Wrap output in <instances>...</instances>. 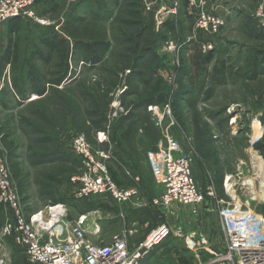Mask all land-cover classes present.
Wrapping results in <instances>:
<instances>
[{
	"label": "rangeland",
	"instance_id": "rangeland-1",
	"mask_svg": "<svg viewBox=\"0 0 264 264\" xmlns=\"http://www.w3.org/2000/svg\"><path fill=\"white\" fill-rule=\"evenodd\" d=\"M79 1L81 0H36L32 6L34 18L23 15L24 17H17L13 22L0 23V69L9 31L12 42L17 44L12 62L0 71V98L6 92L9 103L6 108L0 104V126H4L12 118L14 135L10 139L18 147L17 152L25 171L31 174L28 190L30 208L34 211L43 208L51 201V197H55L58 202L66 204L69 219H75L81 213H89L90 223L97 219L101 225L99 235L105 237L122 229L123 221L119 216L122 207L114 206L116 213L108 214L97 208L104 201V196L76 198L74 187L69 182L70 173L60 175L56 163L43 161L39 165H32L29 161V158L35 159L45 150L39 141L43 135L52 140L50 150L64 149L70 152L72 139L84 133L79 129L74 112L62 104L68 101L73 104L75 96L71 97V92L68 91L77 92L79 87L88 89L102 73L99 68L101 63L90 66L84 61V52L71 50L74 41L63 30L68 17L81 13L80 8L76 10L80 6ZM93 1L95 4H88L89 10L103 17L99 24L107 29L111 51L119 50L118 43L141 32L142 27H148L152 19L153 41L150 46L158 61L156 78L162 79L168 97L167 103L162 106L148 105L145 111L138 109L136 114H131L130 109L121 107L118 102L119 95L127 90L125 77L129 71L125 70L121 74L123 79L120 85L113 93L112 110L105 114L103 121L101 118V126L106 129L103 144L110 149L102 148L99 142L95 143L96 138L90 139L95 144L90 142L86 136L90 151L96 156L107 150L120 153L138 171L142 180L138 181L137 186L150 193L149 164L153 169L152 175L157 178L158 160L164 154H190L193 179L199 191L204 194V201L195 207L196 212L191 205L172 203L169 207H155V212L144 216V220L148 221L145 234L161 224H166L171 229V234L149 251L140 264H204L212 258L210 251L221 249L224 242L218 208L226 206L235 211L252 209L259 213V207L264 201V158L253 147L254 142L264 137V124L259 121L264 113V104L260 103L259 98L253 102L244 92L242 84L239 81L232 82L231 79L218 86L214 96L208 101H204L199 92L203 83L208 85L207 74L219 57L242 65L251 52L264 68L261 56V51L264 52V40L258 37V34L264 35V23L260 22L262 18L256 16L264 15V0H209V12L220 16L224 22L212 34L196 29V14L194 10L187 8V3L183 0H155L151 3L141 0L142 26L128 28L119 23V9L110 4L112 0ZM227 12L228 17L225 16L224 19V13ZM85 17L91 19L89 14ZM39 21H45L46 24ZM58 35L68 39L70 52L67 57V76L57 93L47 91L38 95L34 90L45 84L42 56L46 55L47 47L43 44L42 36ZM168 41L173 42V49L168 48ZM206 41L211 43L212 48L203 51ZM210 53L212 56L209 59ZM107 54L102 59L107 58ZM57 62L58 59L54 56L51 64ZM51 71L56 70L52 68ZM179 78L186 88V93L178 101L177 111L183 126L176 120L171 106ZM13 81L21 88L22 93L16 92V95L13 92ZM134 85L140 93L146 94L144 85L137 80ZM135 98L131 96L129 99ZM81 104L82 118L89 124L93 120H99L98 116L92 114L94 106L90 100H84ZM57 113L60 119L51 128L45 126L44 120ZM136 117L141 120L133 150L130 144L131 124ZM227 125L230 127L226 128ZM206 130L210 144L201 152V135ZM96 133L99 132H95L94 136ZM0 157L7 163L6 152L1 145ZM129 168L130 171L132 168ZM217 169L221 170L222 175L220 185L217 184L215 174ZM45 175L55 177L60 183L48 181L44 178ZM12 182L16 185L15 181ZM210 190L213 195H207ZM23 206L28 213L25 204ZM11 218V211L0 203V223ZM201 234L205 235L208 243L201 244ZM89 238L95 241L90 235ZM2 246L0 250L10 252L8 264H31L21 247L7 241Z\"/></svg>",
	"mask_w": 264,
	"mask_h": 264
},
{
	"label": "built area",
	"instance_id": "built-area-1",
	"mask_svg": "<svg viewBox=\"0 0 264 264\" xmlns=\"http://www.w3.org/2000/svg\"><path fill=\"white\" fill-rule=\"evenodd\" d=\"M185 1L187 8L196 14L197 30L212 34L224 24L220 16L209 12V0ZM35 2L0 0V23L17 17L34 18L32 6ZM256 16L262 18L260 22L264 23L263 14ZM39 22L46 24L45 21ZM168 42V48L173 49V42ZM211 46L206 41L202 49L207 51ZM97 137L103 143L105 132H99ZM87 141L84 133L78 134L69 146L70 152L82 164L78 172L69 176L75 197L99 195L109 197L116 204L130 201L137 190L134 187H120L113 181L105 161L111 156L109 150L96 156L91 153ZM191 165L190 154L170 153L163 162L162 191L150 199L149 206L169 207L172 203H182L193 206L196 212L195 207L204 201V194L195 184ZM207 195H213V191L210 190ZM0 203L12 213L9 221L0 223V247L7 239H12L15 245L22 248L31 264H140L149 251L171 234V229L161 224L130 248V229H122L104 241L99 235L101 229L97 219L90 223L89 213L69 219L68 208L63 202H49L43 208L27 213L11 180L7 163L1 157ZM218 217L224 242L221 249L210 251L212 258L204 264H264V215L252 209L235 211L222 206L218 208ZM206 243L208 240L201 234V244ZM9 258L7 252L0 251V264H8Z\"/></svg>",
	"mask_w": 264,
	"mask_h": 264
},
{
	"label": "trees",
	"instance_id": "trees-1",
	"mask_svg": "<svg viewBox=\"0 0 264 264\" xmlns=\"http://www.w3.org/2000/svg\"><path fill=\"white\" fill-rule=\"evenodd\" d=\"M143 1L145 3H151L155 0ZM111 2L119 9L120 15L118 21L122 26L126 28L142 26L141 0H112ZM89 15L91 16V19H87L85 16L68 17L63 25V30L66 36L74 41L71 50L73 52L76 50L84 52V61L86 64L89 63L90 66L96 64V66H98L101 63L99 68L102 73L97 80L91 83L88 89H82L79 87L77 92H73V90L68 91L71 92L69 93L72 95L71 97L74 98L75 96L73 104L70 101L62 104L66 105L69 110L74 112L79 129L84 132L85 136H87L89 140L96 138V142L92 140H90V142H99L103 148L104 144L98 140V133H96L95 136L94 133L106 130L105 126H101V118L103 121L105 114L112 110L111 103L114 98L113 93L120 85L123 79L121 74L124 73L125 70L129 71L125 77L127 90L119 95L118 102L121 107L130 109L131 114H136L135 112L138 109L145 111V108L148 105L162 106L166 104L168 95L166 89L163 87L162 79L156 78L158 61L155 52L150 46L153 41L152 19L150 20L148 27H142L141 32L128 36L118 43L120 44L119 50L111 51V43L108 39L107 29L99 24V20L103 19V17L95 11L89 12ZM10 33L11 32L9 31L7 48H5L2 57L3 65L0 69L1 72L4 69V66L10 64L12 62V57L16 55L15 51L17 44L12 42ZM258 37L264 40V35L258 34ZM42 38L43 44L47 47L46 55L42 56L44 57L45 64V84L40 88L35 89L34 92L38 95L44 94L47 91L55 94L58 92L59 86L63 84V81L67 76V57L70 52L67 46L68 39L67 37H61L59 35L50 37L42 36ZM105 53H108L107 55L109 58L106 56L107 58L102 59ZM54 56L58 59V62L52 65L51 60ZM211 56L212 53H210L209 59ZM261 56L264 63L263 51H261ZM52 68L56 71H51ZM230 79L232 82L239 81L243 86L244 92L248 97H251L253 102H256L257 98H259L260 103L264 104V68L263 65L253 57L251 52H249L246 59H244L242 65L230 63L225 58L219 57L216 59V63L207 74L206 80L209 81L208 85L203 83V86L199 91L203 96L204 101L210 100L214 96L216 88L224 85L227 80ZM136 80L145 86V95L140 93L138 88L134 85ZM11 85H13V92H15L16 95V92L22 93L21 88L16 82L13 81ZM184 92L186 93V88L181 83V78H179L178 89L174 93L171 106L176 115V120L181 126H183V122L177 111L179 109L178 101L184 95ZM5 94L6 92H4V96L0 98V104L6 108L9 103ZM131 96H135L136 98L131 100L129 99ZM87 99L90 100L91 104L94 106L92 114L99 117L98 121L93 120L90 124L86 119L80 116L81 103ZM60 109L62 110V107H60ZM59 119L60 115L58 113L51 114L46 121L44 120L45 126L51 128ZM125 119L126 117L124 116L123 120ZM140 120L141 118L136 117L135 120L132 121V135L130 137L131 145L135 141V134L140 127ZM12 121V118H10L5 122L4 126H0V145L6 152L9 172L11 174V179L16 182L20 202L22 205L25 204V209L29 210L28 213H30L34 211L30 208V195L28 193L31 183V174L30 172L25 171L23 162L20 159V154L17 152L18 147L14 144L13 140L10 139L14 135V125L11 126ZM259 121L264 124V113L259 117ZM39 132L42 133L43 131L40 130ZM201 138L203 142L201 145L202 152L210 144L207 130L201 135ZM39 141L42 142L41 146L45 150L39 157L35 159L29 158L32 165H39L43 161L54 162L57 165L60 175L63 173H76L81 169V161L73 153L67 152L64 149L50 150L49 145L52 140L49 136L43 135ZM253 147L258 150L260 155L264 158V137L254 142ZM106 165L113 181L120 187H127L124 186L127 184V181L122 179L124 177L123 175H125L124 170L126 162L121 158L120 154L118 152H112L111 156L106 160ZM217 173H220L219 169L217 170ZM44 178L57 184L60 183V180L55 179V177L51 175H45ZM221 183L222 176L220 175L217 179V184L220 185ZM50 200L52 203L58 202V199L55 197H51ZM103 200L102 203L100 202L99 205H97V208L116 213V208L110 204V202L113 201L109 197H105ZM150 211L153 212L151 209ZM259 213L264 215V201L259 207Z\"/></svg>",
	"mask_w": 264,
	"mask_h": 264
},
{
	"label": "crops",
	"instance_id": "crops-1",
	"mask_svg": "<svg viewBox=\"0 0 264 264\" xmlns=\"http://www.w3.org/2000/svg\"><path fill=\"white\" fill-rule=\"evenodd\" d=\"M94 2L95 1H93V0H81V1H79L78 3H80V6L76 7V10H77V8L78 9L80 8L81 13L80 14L79 13H75V15H73V16H86V14H89V12L91 11V10H89L90 6L88 4H93ZM110 4H112L111 1H110ZM84 5H86V6H84ZM217 5H218V3H217ZM76 10H75V12H76ZM228 14H229V12L224 13V17L223 18L225 19V16L227 18ZM14 20L6 21V23L13 22ZM72 44H73V42H72ZM228 127H230V125H227L226 128H228ZM135 136H136V134H135ZM107 146L108 145L104 144L105 148H107V149L109 148L110 149V147H107ZM132 148H133V150L135 149V141L132 144ZM109 152H110V154H112L113 151L109 150ZM120 156H121V154H120ZM167 156L168 155L164 154V156L161 157L158 160V164H157V166H158V168H157L158 169V177L157 178L152 175L153 169H151V164H149L150 176H151V178H150L151 185H149V190H151V193L147 192L148 191L147 189H146L147 190L146 191V190H143V188H140L139 186H137L139 184L138 181L142 180L140 178L139 174H138V171L134 169L135 167L133 168V166H131L129 164V161H126L121 156V158L126 162V167H125V170H124L125 171L124 172L125 175H123L124 177L122 179L126 180L127 184L124 185V186L134 187L137 190V194L135 195V197H133L130 201H128L126 203L116 204L114 202H110V204H111V206H120V207H122L121 213L119 214L120 218H122L121 221H123L122 229L127 228V229H130L132 231V233L129 235V238H128V246L130 248L133 247L135 244H137L138 240L141 239L142 237H144V234L146 233V229H147V226H148L147 225L148 221L144 220L145 219L144 216H146L147 214L151 213L150 209L153 212H155V210H156L154 207L149 206L148 203H149L150 199H152L153 197L159 195L161 193V191H162V188H163L162 187V183H163V162H164V160L166 159ZM215 166H216V164H215ZM129 167L132 168V169H130ZM128 168L130 169V171L128 170ZM217 170L215 171V174H216L217 179H218L219 176L221 175V170L219 169L220 173H217ZM152 190H154L155 192H153ZM56 203H58V202H56ZM105 212H107L108 214H110V213L111 214H115V213L109 212V211H105ZM98 223H99V221H98ZM99 225H100V223H99ZM204 228L205 227L203 225L202 229H204ZM100 229H101V225H100ZM121 230H118V231H116L114 233H111L110 235L105 236V237L102 236V239L104 241H108L113 234H116V233H118ZM6 241H7V243L14 244L12 239H7ZM0 251H3V249H1ZM7 252H8V250H7ZM9 253L10 252H8V254ZM9 256H10V254H9Z\"/></svg>",
	"mask_w": 264,
	"mask_h": 264
},
{
	"label": "bare ground",
	"instance_id": "bare-ground-1",
	"mask_svg": "<svg viewBox=\"0 0 264 264\" xmlns=\"http://www.w3.org/2000/svg\"><path fill=\"white\" fill-rule=\"evenodd\" d=\"M256 157H258V155Z\"/></svg>",
	"mask_w": 264,
	"mask_h": 264
}]
</instances>
